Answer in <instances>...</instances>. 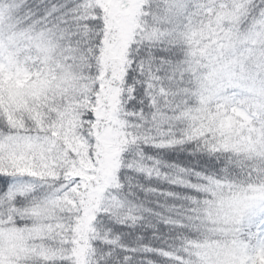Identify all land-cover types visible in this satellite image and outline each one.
I'll return each mask as SVG.
<instances>
[{"label":"snow or ice","instance_id":"1","mask_svg":"<svg viewBox=\"0 0 264 264\" xmlns=\"http://www.w3.org/2000/svg\"><path fill=\"white\" fill-rule=\"evenodd\" d=\"M0 264H264V0H0Z\"/></svg>","mask_w":264,"mask_h":264}]
</instances>
